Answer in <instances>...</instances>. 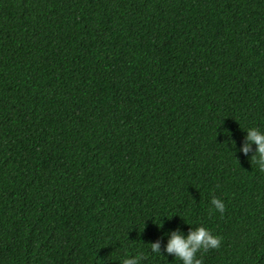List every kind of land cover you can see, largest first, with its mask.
I'll return each mask as SVG.
<instances>
[{
    "label": "trees",
    "instance_id": "obj_1",
    "mask_svg": "<svg viewBox=\"0 0 264 264\" xmlns=\"http://www.w3.org/2000/svg\"><path fill=\"white\" fill-rule=\"evenodd\" d=\"M251 128L264 0H0V264H264Z\"/></svg>",
    "mask_w": 264,
    "mask_h": 264
},
{
    "label": "clouds",
    "instance_id": "obj_2",
    "mask_svg": "<svg viewBox=\"0 0 264 264\" xmlns=\"http://www.w3.org/2000/svg\"><path fill=\"white\" fill-rule=\"evenodd\" d=\"M246 143L243 152L247 154L251 150L252 143L257 145L256 152L260 161V170L264 171V133L256 128L248 129ZM253 162H256L257 156H253ZM215 209L221 214L225 211V204L218 198L211 201ZM222 238L213 235L212 232L201 226L194 231H190L185 237L179 230L172 232L171 239L167 243L166 251L173 254L175 258H179L183 264H202V259L197 258L198 252H207L209 249H218L221 246ZM153 253H160L159 242L151 244ZM146 258L141 253L137 259H125L123 264H138V260Z\"/></svg>",
    "mask_w": 264,
    "mask_h": 264
}]
</instances>
